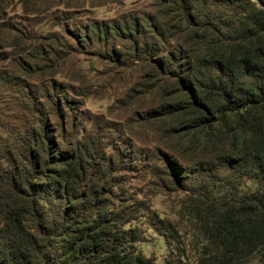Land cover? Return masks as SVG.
Masks as SVG:
<instances>
[{
  "label": "trees",
  "instance_id": "16d2710c",
  "mask_svg": "<svg viewBox=\"0 0 264 264\" xmlns=\"http://www.w3.org/2000/svg\"><path fill=\"white\" fill-rule=\"evenodd\" d=\"M62 14L78 46L114 59L119 48L145 80L138 163H160L181 192L174 218L145 219L164 242L175 239L177 261L164 264H264V0H151L120 20L76 24L74 11ZM53 88L38 106L18 104L0 264H155L139 245L144 208L105 172L106 133L93 152L67 139L64 127L85 125Z\"/></svg>",
  "mask_w": 264,
  "mask_h": 264
},
{
  "label": "rangeland",
  "instance_id": "374dc122",
  "mask_svg": "<svg viewBox=\"0 0 264 264\" xmlns=\"http://www.w3.org/2000/svg\"><path fill=\"white\" fill-rule=\"evenodd\" d=\"M150 2L0 0V192L10 171L7 152L13 148V132L16 128L22 129L21 116H18L24 114L21 104L27 101L29 106H38L45 100L47 87L54 86L53 89H57L53 92L65 96L80 127L85 125L83 132L78 133H71L64 127L67 139L76 137L85 144L86 150L92 148L93 152L101 134L106 133L108 142L101 150L104 148L105 154L113 156L110 157L112 165L105 172L140 201L139 205L144 208L140 214L144 215L138 219L143 234L139 245L145 254L153 257L155 264H164L170 257L177 261L171 249L175 239L170 238V244L164 242L156 230L147 226L145 219L151 212L159 217L174 218L181 192L173 184L163 181L165 175L160 163H138L141 162L136 120L138 84L145 81L140 77L138 63L123 56L121 53L124 52L119 48L116 50L121 53L117 52V59H114L103 53L97 54L99 48L95 45L91 48L78 46L67 32L74 29L68 25L71 19L61 15L63 10L74 11V24L84 22L85 18L120 20L148 7ZM124 141L129 142L128 146ZM98 162L93 156L96 173ZM135 213L139 214V208ZM185 252L188 262L191 253Z\"/></svg>",
  "mask_w": 264,
  "mask_h": 264
}]
</instances>
